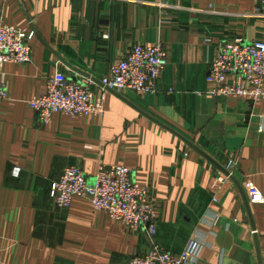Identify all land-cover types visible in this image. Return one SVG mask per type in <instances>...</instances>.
Returning a JSON list of instances; mask_svg holds the SVG:
<instances>
[{
	"label": "crops",
	"instance_id": "obj_1",
	"mask_svg": "<svg viewBox=\"0 0 264 264\" xmlns=\"http://www.w3.org/2000/svg\"><path fill=\"white\" fill-rule=\"evenodd\" d=\"M0 0V23L35 33L30 61L4 66L0 103V264H127L151 247L137 232L74 196L68 208L49 195L69 167L90 182L101 163L122 165L156 207L153 240L177 255L204 243L190 264H264V202L248 201L252 182L264 197L262 104L207 94L220 42L264 41L259 0ZM160 44L167 65L154 91H108L104 115L53 113L42 124L28 100L46 79L99 91L98 80L134 45ZM234 162L212 201L211 178ZM227 172V173H224ZM18 172V173H17ZM17 173V174H16Z\"/></svg>",
	"mask_w": 264,
	"mask_h": 264
},
{
	"label": "built area",
	"instance_id": "obj_2",
	"mask_svg": "<svg viewBox=\"0 0 264 264\" xmlns=\"http://www.w3.org/2000/svg\"><path fill=\"white\" fill-rule=\"evenodd\" d=\"M152 3L159 8L172 7L170 0H152ZM256 10L264 16V0H259ZM34 36L32 30L0 23V103L8 98L4 66L28 63ZM167 62L166 52L160 44L134 45L98 80L97 93L90 88L95 84L92 79L88 78L87 84L72 82L57 71L46 79L45 92L29 99L28 105L42 124L49 123L52 114L57 112L71 117H102L108 91H132L139 95L153 92ZM206 82L209 85L207 94L212 97L243 98L262 104L264 109V41L249 42L236 37L220 42L209 63ZM233 165V161L227 165L228 176L217 172L211 178L209 191L213 202L229 181ZM245 191L249 202H264L252 182L246 183ZM49 195L63 208L69 207L74 196L84 197L95 210L105 213L126 229L137 232L144 228L151 247L146 254L131 257L127 264H190L199 258L204 247V243L193 238L179 254L174 255L155 243V204L149 200L148 190L133 181L128 167L101 163L90 182L78 167H69L51 184Z\"/></svg>",
	"mask_w": 264,
	"mask_h": 264
},
{
	"label": "water",
	"instance_id": "obj_3",
	"mask_svg": "<svg viewBox=\"0 0 264 264\" xmlns=\"http://www.w3.org/2000/svg\"><path fill=\"white\" fill-rule=\"evenodd\" d=\"M224 173H227V172L224 171Z\"/></svg>",
	"mask_w": 264,
	"mask_h": 264
}]
</instances>
